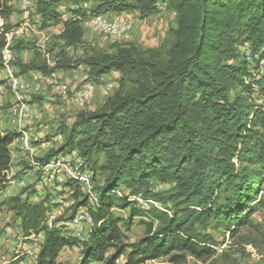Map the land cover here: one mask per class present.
I'll return each instance as SVG.
<instances>
[{"label": "trees", "instance_id": "trees-1", "mask_svg": "<svg viewBox=\"0 0 264 264\" xmlns=\"http://www.w3.org/2000/svg\"><path fill=\"white\" fill-rule=\"evenodd\" d=\"M11 1L0 0V16L10 13ZM64 3H88L92 16L138 13L141 19L156 15L165 3L176 14L174 42L164 58L129 44L83 61L60 53L54 67L38 55L25 64L18 59L20 74L50 75L83 65L95 80L112 72L122 79L98 109L78 113L71 126L60 125L55 134L64 137L61 145L37 159L47 163L77 151L93 180L96 174L107 175L96 188L99 204L91 212L93 226L87 239L69 236L65 224L59 225L89 204L77 187L71 217L55 219L52 226L47 214L56 206L54 198L48 194L39 203H30L36 194L33 186V191L29 187L21 193L27 194L25 199L10 197L0 208L21 221L25 237L44 234L36 264H58L62 251L75 247L81 249L78 264H117L121 258L126 259L124 264L168 257L173 263L213 258L218 243L207 233L209 227L215 223L234 238L243 227L253 226L251 218L259 209L253 202L264 186V100L262 105L254 102L255 85L247 81L264 60V0H36V14L44 26L60 21L57 9ZM69 12L59 39L74 47L84 42L82 23L87 14L80 9ZM4 45L0 31V70ZM248 49L253 58L259 57L253 68L247 61ZM261 93L264 96V88ZM17 136L0 132L2 189ZM153 182L174 187L158 193ZM228 187L231 194L221 201L220 193ZM121 190L129 196H118ZM133 196L154 201L161 209L142 210L131 201ZM115 210L130 213L123 218ZM135 218L142 220L145 235L130 244L123 229L129 232Z\"/></svg>", "mask_w": 264, "mask_h": 264}, {"label": "rangeland", "instance_id": "rangeland-1", "mask_svg": "<svg viewBox=\"0 0 264 264\" xmlns=\"http://www.w3.org/2000/svg\"><path fill=\"white\" fill-rule=\"evenodd\" d=\"M17 1V0H12ZM13 3V2H11ZM68 8L67 14H71L69 11L73 6V3H65ZM10 9V13L7 16H1L0 26L4 28V31H18L22 29V34L19 38L16 39L14 48L18 53H22V59H26L31 61V58H34V55H38L43 63H46L49 67L50 65L56 62L57 57L60 53H66L71 59L74 61H83L84 59L91 57L99 52H114V46H126L133 45L137 49L141 51L154 50L161 55L163 58L167 57L168 52L174 42L173 31L177 27L176 18L172 15V12L167 10L163 12H158L156 15L147 18L141 19L139 14L133 13H123L124 15L133 14L136 20V27L129 41L125 43H112L108 39H106L103 35L96 34L92 31H86L85 40L83 43L74 46L68 47L63 41L59 39V35L63 31V26L59 21L56 24H47L43 25V21L37 22L36 11H28L25 14V11L21 10L20 2L19 4L7 5ZM19 7V8H18ZM83 12V11H82ZM75 13V12H73ZM78 16H81V14ZM22 15L25 16L24 20H22ZM9 16H12V21L7 20ZM8 21V22H7ZM25 22H27L30 27L22 26ZM18 47V48H16ZM245 49V48H244ZM243 49V50H244ZM21 60V59H20ZM18 61V60H17ZM116 73V72H115ZM118 75V82L120 86V82L122 79V75L120 73H116ZM254 76V75H253ZM251 79H247L248 83H254L255 94H253V100L256 104L262 105V100H264V96L261 94V89L264 88V76L254 77ZM128 88H131L130 83L128 82ZM55 96H53L54 99ZM107 98H103L100 102V106H102L106 102ZM46 96L38 93L36 95H32L31 103L41 104L43 106L46 102ZM95 101V100H94ZM93 103H90L85 107L82 111H77L75 108L70 107V113L78 115L80 112L84 111H93ZM55 102V101H54ZM40 106V105H39ZM40 106V107H41ZM96 108V107H95ZM73 109V110H72ZM46 112V110H45ZM58 120L55 128H52L51 131H46L44 135H42L41 141H49V137H53L55 134V130L60 126H71L76 119V116H60V114H56ZM50 122L47 124L49 126ZM54 129V130H53ZM38 132H35L33 137H37ZM54 136V137H55ZM64 140V137L62 136ZM52 140V139H51ZM63 140H58L57 142H51L52 147H58L61 145ZM45 152L48 149H44ZM38 153L42 155L43 152L41 150ZM102 162V160H101ZM19 164L14 163L13 167L15 168ZM21 175H25V172H22ZM107 175L106 174H96L94 177V183L96 188L101 187ZM31 182H29L30 185ZM152 189L158 193H166L173 189L174 185L172 184H162L159 182H153L151 185ZM32 186H30L31 190ZM263 190L258 194L253 204L258 205V212L252 216L253 226L243 227L236 237L232 238L229 233H224L217 228H215V223H213L207 233L212 235L214 239L217 241L218 245L216 247V253L213 258L202 262L197 261L193 258H188L187 261H181L173 263L168 258H163L158 260L157 264H264V186ZM33 191V190H31ZM72 190L68 188V186L64 185L61 191L52 190L51 196L52 203L56 205L51 212L48 213L47 219L48 222L54 221V219H62L66 220L71 217L72 211L70 210L73 203V194ZM122 192V190H121ZM127 193V191L125 190ZM14 194L13 192L10 193ZM230 188H226L225 191L220 193L221 201L224 198L230 195ZM3 201V198L0 196V205ZM37 201V200H35ZM32 204L38 202H32ZM91 208L90 204L87 205ZM114 213L117 216L127 218L130 211L129 210H115ZM75 216V215H74ZM134 224L131 227L129 232H125L127 236V243H135L140 238L145 235V227L141 224L142 220L139 218H135ZM68 222L59 223L67 227L66 233L69 236H74V232L67 225ZM67 224V225H66ZM76 237V236H74ZM88 234L84 235V238L87 239ZM44 241V234L41 236H31L29 238L25 237L22 232L21 221L17 219L13 213L8 212L5 208H0V264H36L37 256L39 254L41 243ZM80 248L75 247L71 249H65L60 254L58 259V264H78L80 261ZM126 261L125 258H121L117 264H124Z\"/></svg>", "mask_w": 264, "mask_h": 264}, {"label": "built area", "instance_id": "built-area-1", "mask_svg": "<svg viewBox=\"0 0 264 264\" xmlns=\"http://www.w3.org/2000/svg\"><path fill=\"white\" fill-rule=\"evenodd\" d=\"M11 2L8 3L10 6L18 5L20 2L21 10L25 11V14L31 10L37 11L36 0H17ZM65 5V3L61 4L57 9L61 17L60 22L62 26L70 18V15L67 14L68 8ZM71 9H80L86 12L87 17L82 23L85 36L86 31H92L96 34L103 35L112 43L121 44L130 40L136 27V17L133 14L92 16L90 14L91 5L88 3L81 5L73 4ZM159 11H167V5L165 3L160 5ZM172 15L176 17L175 13H172ZM36 18L37 22L40 20L43 21L40 15L36 14ZM22 26L30 27L27 22ZM0 31L5 34V45L1 51V63L7 72L2 86L13 97V102L7 109V112L0 111V120L7 119L11 127L19 132H17L19 136L14 139L11 146H13V149L20 148L27 155L24 163H20L15 168L13 167L14 163L12 159V165L6 172V188H0V196L5 200L11 196L10 193L12 191L18 190L22 193L30 186H33L36 194L30 201L39 203L48 194L51 195L52 190L61 191L67 183L73 184V186H68L72 190L71 193L73 194L74 187H77L80 193L87 197L91 208L86 206L78 209L74 214L75 216L66 225L73 230L76 238L84 241L86 239L84 235H87L93 226L91 212L99 204V195L96 192L93 173L87 168L85 160L79 156L77 151L59 154L47 163L38 162L37 159L39 158L38 153L40 150L37 148V143H39V138L23 133L22 129L34 118L41 115V107L31 103V97L33 95L32 80L33 82H43L52 87L56 97L64 100L69 107H73L77 111H82L96 99L97 93L102 94L104 98L111 97L118 90L119 77L115 72H112L95 80L89 75L87 67L82 65L74 70L75 72L72 75L70 84L61 79L57 72L50 75H43L38 72L32 73L33 77L26 79L23 74L19 73L18 67L15 66L17 56L14 44L16 39L22 34V29L18 31H6L5 29L4 31V28L0 26ZM250 61H256V58H250ZM259 65H261V73H253V75L263 77L264 63H259ZM50 66L54 67V64ZM59 138L61 139L62 135H59ZM22 172H25V175H21ZM29 182H31L30 185ZM117 194L121 197L123 195L129 196V192L126 193L125 191H118ZM26 196V193L20 195L22 199H25ZM130 199L142 210H148L151 207L161 209L159 204L151 200H146L142 196H133ZM52 223V221L48 222L47 219L49 226H52ZM40 235L42 236L43 234ZM158 260H150L144 264H157Z\"/></svg>", "mask_w": 264, "mask_h": 264}, {"label": "crops", "instance_id": "crops-1", "mask_svg": "<svg viewBox=\"0 0 264 264\" xmlns=\"http://www.w3.org/2000/svg\"><path fill=\"white\" fill-rule=\"evenodd\" d=\"M133 14H138V13H133ZM107 15L108 16H116L117 14L109 13ZM24 17L25 16L22 15V20H24ZM11 18H12V16H9L7 20L10 19V21H12ZM22 53L23 52H20V54L18 53V55H17V52H16L17 60L21 59L22 63H24V64L29 63L30 61H28L26 59H22L23 58ZM34 57H35V55H34ZM33 59L34 58H31V61ZM56 72L61 79L65 80V82L70 84L72 81V75L74 74L75 71L71 70V71H56ZM32 73H37V72H28L27 74H23V75L25 76L26 79H28L30 77L31 78L33 77ZM6 76H7V72L4 68V66L2 65L1 70H0V111H4V112H7V109L11 106V104L13 102L12 95L10 93H8L7 91H5L4 87L2 86V84L5 81ZM32 84H33L32 93L34 95L41 93V95L46 96L47 101L44 102L45 104L43 106H41V104H39L41 106V115L39 117L34 118L31 122H29L28 125H26L25 128H22V129H23V133L29 134L32 137L35 135V132H38L37 138H39V143H37V148L39 150H41V152H43L42 155L38 154V156L40 158V157H43L48 152V150L50 148L49 146L52 145L50 141L53 140V142H57L58 140H63L62 138L61 139L59 138V135H61V134H59L56 137L52 138V140H50V141H46V142H45V140L41 141L42 135H44L46 133V131H51L52 128L56 127L55 124L58 123L57 122L58 118H57L56 114H60V116L64 115V116H71V117H72V115L75 117L76 114L74 115V113H70L71 108L66 104V102H64V100H62L61 98L56 97L54 95L52 87L44 84L43 82H33V80H32ZM53 96H55L54 99H53ZM103 98L104 97L102 96V94L97 93L96 99H95L94 104H93V108L91 107V109L93 111L100 107V105H98V104H100V102L102 101ZM45 110H46V112H45ZM49 122L51 124H49V126H47V124ZM0 132L1 133H8V132H16L17 133L18 131H15V129H13L11 127V125L7 119H3V120H0ZM11 148L13 149V146H11ZM45 148L48 149L46 152L44 150ZM12 154H13V163H17V164L24 163V160L27 158L26 157L27 155L25 153H23L20 148L13 149ZM12 192L14 194H12L10 197H15V196L21 195V192L18 190L12 191Z\"/></svg>", "mask_w": 264, "mask_h": 264}, {"label": "bare ground", "instance_id": "bare-ground-1", "mask_svg": "<svg viewBox=\"0 0 264 264\" xmlns=\"http://www.w3.org/2000/svg\"><path fill=\"white\" fill-rule=\"evenodd\" d=\"M253 56H254V58H256V60L259 58L257 54L253 55ZM246 57H247V61L249 62L250 67L253 68L255 66V63H254V61H250V58H253L251 55L250 49L246 50ZM260 63H264V60H262ZM257 73H261V65H260V69L257 71Z\"/></svg>", "mask_w": 264, "mask_h": 264}, {"label": "clouds", "instance_id": "clouds-1", "mask_svg": "<svg viewBox=\"0 0 264 264\" xmlns=\"http://www.w3.org/2000/svg\"><path fill=\"white\" fill-rule=\"evenodd\" d=\"M4 201V200H3Z\"/></svg>", "mask_w": 264, "mask_h": 264}]
</instances>
